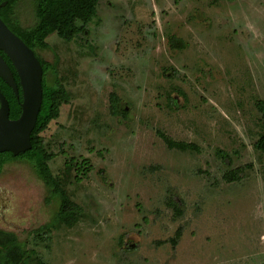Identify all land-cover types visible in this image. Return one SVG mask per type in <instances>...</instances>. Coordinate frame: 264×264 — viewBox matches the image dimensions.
<instances>
[{
	"label": "rangeland",
	"instance_id": "obj_1",
	"mask_svg": "<svg viewBox=\"0 0 264 264\" xmlns=\"http://www.w3.org/2000/svg\"><path fill=\"white\" fill-rule=\"evenodd\" d=\"M20 18L34 24L29 0ZM88 29L39 51L71 94L43 136L83 213L37 231L59 202L15 161L0 174V229L46 264H264V0H99Z\"/></svg>",
	"mask_w": 264,
	"mask_h": 264
},
{
	"label": "trees",
	"instance_id": "obj_2",
	"mask_svg": "<svg viewBox=\"0 0 264 264\" xmlns=\"http://www.w3.org/2000/svg\"><path fill=\"white\" fill-rule=\"evenodd\" d=\"M4 1H7V4L0 7L1 17L18 36L34 49L41 60L44 74L42 80L43 103L31 135L32 148L19 155H14L11 151L0 152V174L8 163L23 161L29 164L47 188V201L57 199L59 202L58 210L52 221L40 226L37 231H52L63 223L73 226L83 213V207L71 198L63 178L53 172L51 162L58 153L47 145L43 136L50 124L60 118L62 106L70 102L71 94L59 73V61L46 60L39 51L51 49L47 39L52 34L56 33L68 42L74 40L78 35L88 34V24L98 13L99 0H29L34 14V24L32 25H25L20 18V5L26 0H0V4ZM169 41L174 47H185V42L175 35H171ZM0 53L10 64L19 86V97H17L13 88L0 76V90L10 103V117L16 119L22 113L23 94L20 77L7 54L2 50ZM170 100L171 104L175 102L172 97ZM260 108L264 113L263 101ZM126 111V108L121 107L118 95L112 93L111 112L114 115L126 116ZM165 139L171 148L177 147L182 150L196 148L192 143L175 141L167 137ZM256 147L264 151V133ZM225 156H227L226 153L223 154V158ZM66 164L70 167L74 166V161L71 158ZM91 167V162L87 158L80 163L76 162V178L79 179L81 175H86ZM225 177L229 180L237 179L235 172L227 173ZM26 246L25 241L20 240L16 233L0 229V264H32L33 261H35L34 264H46L36 256L34 249H29Z\"/></svg>",
	"mask_w": 264,
	"mask_h": 264
},
{
	"label": "water",
	"instance_id": "obj_3",
	"mask_svg": "<svg viewBox=\"0 0 264 264\" xmlns=\"http://www.w3.org/2000/svg\"><path fill=\"white\" fill-rule=\"evenodd\" d=\"M7 1L0 4L5 6ZM0 50L12 61L22 87L23 101L20 117H10V103L0 90V152L11 151L19 155L32 148V131L43 103V66L41 60L20 36L3 20L0 13ZM0 76L13 88L19 97L15 74L0 53Z\"/></svg>",
	"mask_w": 264,
	"mask_h": 264
},
{
	"label": "flooded vegetation",
	"instance_id": "obj_4",
	"mask_svg": "<svg viewBox=\"0 0 264 264\" xmlns=\"http://www.w3.org/2000/svg\"><path fill=\"white\" fill-rule=\"evenodd\" d=\"M0 199H1V197H0Z\"/></svg>",
	"mask_w": 264,
	"mask_h": 264
}]
</instances>
